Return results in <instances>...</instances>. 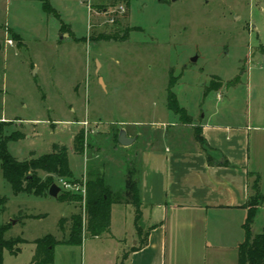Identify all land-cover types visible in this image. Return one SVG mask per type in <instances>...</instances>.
I'll use <instances>...</instances> for the list:
<instances>
[{
    "label": "rangeland",
    "instance_id": "obj_1",
    "mask_svg": "<svg viewBox=\"0 0 264 264\" xmlns=\"http://www.w3.org/2000/svg\"><path fill=\"white\" fill-rule=\"evenodd\" d=\"M110 2L51 0L67 24L60 28L38 1L0 0V121L4 130L24 137L8 142L12 155L23 158L30 150L47 153L52 142L67 144L71 182L79 187L64 189L53 175L58 194L79 196L88 179L102 178L125 197L127 176H136L139 152L148 142L159 143L166 125L167 139L172 135L176 144H188L194 131L165 106L172 78L173 91L190 116L215 113L225 123L249 125L250 151L264 178V0H129L123 13L115 7L124 1ZM126 26L132 29L126 40L103 39L114 32L121 36ZM238 72L239 80L228 86ZM170 118L178 126H170ZM118 126L137 134V140L128 147L118 144ZM79 127L85 130L83 153L72 145ZM256 174H251L252 186ZM258 186L264 195L259 180ZM0 194L7 197L0 225L10 223L5 238L27 240L16 255L4 250L3 264H30L32 240L67 234L58 221L79 212L82 204L48 193L14 195L1 170ZM120 204L128 208L114 213L115 223L130 231L135 207ZM139 224L143 233L141 216ZM251 228L253 233L264 228V199ZM103 251L102 241L84 232L79 245H55L52 264H106Z\"/></svg>",
    "mask_w": 264,
    "mask_h": 264
},
{
    "label": "crops",
    "instance_id": "obj_2",
    "mask_svg": "<svg viewBox=\"0 0 264 264\" xmlns=\"http://www.w3.org/2000/svg\"><path fill=\"white\" fill-rule=\"evenodd\" d=\"M33 1L39 2L42 11L40 1ZM6 28L24 40L18 31L9 26ZM190 117L192 122L187 125L200 128L202 136L213 148L215 162L212 165L207 162L194 131L188 144H176L172 135L167 139L166 125L163 139L159 143L148 142L138 155L136 176L141 218L144 231L148 230L147 242L130 250L139 238L133 221L128 231L126 224L123 228L116 225L114 215L116 212L124 214L128 206L112 204L111 235L103 233L94 237L103 243V252L108 258L106 264H238L237 245L244 238L245 203L252 190V175L249 174H258L264 193L263 171L257 156L250 151V128L248 124L225 123L215 113ZM169 121L170 126L179 124L175 118ZM123 128L129 137L134 138L132 145L137 134H131L125 126ZM31 151L38 155L30 150L26 157Z\"/></svg>",
    "mask_w": 264,
    "mask_h": 264
},
{
    "label": "trees",
    "instance_id": "obj_3",
    "mask_svg": "<svg viewBox=\"0 0 264 264\" xmlns=\"http://www.w3.org/2000/svg\"><path fill=\"white\" fill-rule=\"evenodd\" d=\"M42 11L46 15H53L60 23V28L67 25L62 22L56 9L51 5L50 0H39ZM111 1L110 5L124 1L128 8L129 0H106ZM94 5L89 6V11ZM118 24V21H115ZM66 25V26H65ZM132 29L126 26L123 34L119 36L117 32L107 34L104 40L124 41L128 38V34ZM264 47L261 46V51ZM239 75L227 82V85L236 83ZM175 80L169 79L167 85L166 107L178 116L183 124L192 122L190 115L186 109L178 102L173 87ZM4 124L0 121V170L3 179L10 185L14 195L17 194H33L45 195L48 193L50 185L53 183V175L63 178L67 181L74 179L69 164L68 147L65 144L53 142L50 151L36 155L33 151L28 157L18 159L13 156L8 149L9 141H16L23 137L22 133L4 130ZM194 137L200 145L202 152L205 154L207 162L213 164L215 158L212 154L213 148L209 146L205 138L201 134L199 127L195 126ZM85 130L83 127L78 129L72 139L73 151L83 153L85 151ZM117 141V134L115 135ZM214 160V161H213ZM227 161H225L226 163ZM39 172L45 173L42 177ZM251 175V174H249ZM259 176L256 174V182L251 185L254 194L249 195L245 207L247 215L243 223L244 238L237 245L238 264H264V228L257 233L252 232V223L255 219L258 202L264 199V195L260 193L258 186ZM138 177H132L131 173L126 179L125 197L119 196L109 184L105 183L102 178L95 180L88 179L84 184V194L69 197L68 192L60 193L55 198L59 201H80V211L74 212L69 217H61L58 221L61 231L67 230L60 239L53 234L48 233L32 240L34 244L33 255L30 264H52L54 260V247L57 244L79 245L82 241L84 232H88L93 237H100L103 233H110V215L111 205L120 202H131L135 207L134 228L138 235L137 244L131 247V251L138 249L146 244L148 230L141 233L139 224L141 211V202L138 194ZM252 193V190H251ZM7 197L0 194V212L4 211ZM10 223L0 225V264H3V252L7 250L10 254L16 255L20 251L19 244L27 242L25 238L20 236L5 238L4 234L8 230Z\"/></svg>",
    "mask_w": 264,
    "mask_h": 264
},
{
    "label": "water",
    "instance_id": "obj_4",
    "mask_svg": "<svg viewBox=\"0 0 264 264\" xmlns=\"http://www.w3.org/2000/svg\"><path fill=\"white\" fill-rule=\"evenodd\" d=\"M195 58H193L194 60ZM134 140L133 137H129L126 133V130L123 127H120L118 130V135H117V141L119 144L123 146H128L131 144V142ZM61 190L60 186L57 185L56 183H52L48 189V194L56 197Z\"/></svg>",
    "mask_w": 264,
    "mask_h": 264
},
{
    "label": "built area",
    "instance_id": "obj_5",
    "mask_svg": "<svg viewBox=\"0 0 264 264\" xmlns=\"http://www.w3.org/2000/svg\"><path fill=\"white\" fill-rule=\"evenodd\" d=\"M126 9V6L125 4H118L116 7H115V10L116 12H119V13H123ZM111 22L114 21V17L112 16L110 18ZM60 183H61V186L62 188L64 189H73V187H79V185L77 183H74V182H71V181H67L63 178H60ZM82 185H80L81 187ZM81 193L84 194V185L82 186V190H81Z\"/></svg>",
    "mask_w": 264,
    "mask_h": 264
}]
</instances>
